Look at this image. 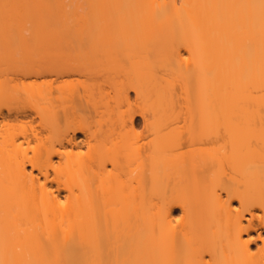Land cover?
I'll return each mask as SVG.
<instances>
[{"label": "bare ground", "instance_id": "1", "mask_svg": "<svg viewBox=\"0 0 264 264\" xmlns=\"http://www.w3.org/2000/svg\"><path fill=\"white\" fill-rule=\"evenodd\" d=\"M0 67V264H264V0H0Z\"/></svg>", "mask_w": 264, "mask_h": 264}, {"label": "rangeland", "instance_id": "2", "mask_svg": "<svg viewBox=\"0 0 264 264\" xmlns=\"http://www.w3.org/2000/svg\"><path fill=\"white\" fill-rule=\"evenodd\" d=\"M9 4H10V1H9ZM15 68H17V67H0V91H1L0 95L1 96H2L3 90L6 92L7 88H10L13 84L14 85L16 84V83H14V82H16V80L14 81L13 80L14 78L11 79V77H13L14 74L8 73V72H11ZM127 68L128 67H83V73L76 74V75L68 77V81L70 82V84H72L74 86H77L78 89L82 88L83 90L85 89L86 85L88 86L90 84H92V85H94V84L95 85L103 84V85H106L107 87L110 88V87H114L116 85V83L120 79H124L125 78V75L127 73ZM20 85H22L24 87L23 83L20 84ZM82 89H79V90L82 91ZM130 95H131V99L134 100V102H135V99H137L135 92L130 91ZM1 96H0V98H2ZM3 97H4V95H3ZM9 97L10 96L6 97V99L7 98L9 99ZM2 99H4V98H2ZM2 99H0V104H2V102H3L2 105H4V104L6 105L7 102L6 103H4V102L8 101V99L7 100L4 99L5 101L2 100ZM12 99H14L13 96H12V98H11V100L9 102H11V103L14 102L15 103L17 101V100L15 101V99H14L13 102H12ZM11 103H8V104H11ZM138 104H139V102H138ZM110 105L112 106V108L114 110H116V109H119V110L120 109H125L127 107L125 102H121L120 105H119V103L117 101H115V102L112 101ZM101 108L102 107H100V110H101ZM102 109L104 111H106L105 110L106 107L102 108ZM102 114H101V116H102ZM101 116H98V117L100 118ZM138 119H141V117L138 116ZM137 131L132 132V134H131L132 137L135 136ZM205 132H206L205 130L197 129V130H194L192 132V134L184 133L182 135V137H179V138L178 137H174V138H172L170 144L173 145L174 147H182L186 143H190L191 147L194 150L199 148V147L216 148V147L221 145L220 142H217V141H213L212 142V139H210V138L207 139V137L205 138L204 136H202ZM80 137H83V135L80 134ZM203 139H204V142H203ZM204 182H206V184ZM204 182L200 181L198 183H195L194 186H193V190H192L193 191L194 200L196 202H198V204L200 205V208H203V210L208 208L209 201H210V196H209V193H208L210 189L208 187L207 181L204 180ZM178 211H180V209H178ZM261 244H262V240L261 239H256V241L252 244V247L255 248L257 245H261Z\"/></svg>", "mask_w": 264, "mask_h": 264}]
</instances>
